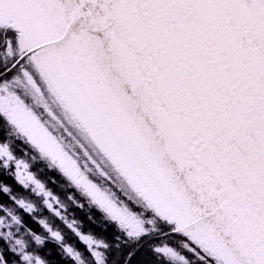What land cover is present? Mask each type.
<instances>
[{
  "label": "snow or ice",
  "instance_id": "6c2138e0",
  "mask_svg": "<svg viewBox=\"0 0 264 264\" xmlns=\"http://www.w3.org/2000/svg\"><path fill=\"white\" fill-rule=\"evenodd\" d=\"M0 264H264V0H0Z\"/></svg>",
  "mask_w": 264,
  "mask_h": 264
}]
</instances>
